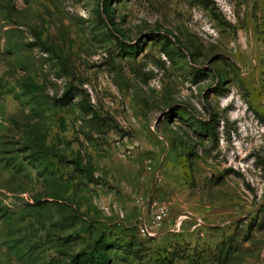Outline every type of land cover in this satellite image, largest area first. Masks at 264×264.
Segmentation results:
<instances>
[{"label": "rangeland", "instance_id": "rangeland-1", "mask_svg": "<svg viewBox=\"0 0 264 264\" xmlns=\"http://www.w3.org/2000/svg\"><path fill=\"white\" fill-rule=\"evenodd\" d=\"M91 254L264 264V0H0V264Z\"/></svg>", "mask_w": 264, "mask_h": 264}, {"label": "trees", "instance_id": "trees-1", "mask_svg": "<svg viewBox=\"0 0 264 264\" xmlns=\"http://www.w3.org/2000/svg\"><path fill=\"white\" fill-rule=\"evenodd\" d=\"M207 132H210L211 136H215V129L212 125L207 126ZM84 262L87 264H102L103 263V258L96 256V254H91V255H84L83 259Z\"/></svg>", "mask_w": 264, "mask_h": 264}, {"label": "built area", "instance_id": "built-area-1", "mask_svg": "<svg viewBox=\"0 0 264 264\" xmlns=\"http://www.w3.org/2000/svg\"><path fill=\"white\" fill-rule=\"evenodd\" d=\"M167 214H168V211L166 208H160L155 215V223L157 225H160L166 218Z\"/></svg>", "mask_w": 264, "mask_h": 264}]
</instances>
